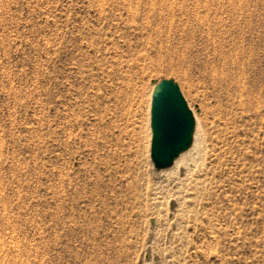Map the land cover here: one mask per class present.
<instances>
[{"label": "rangeland", "instance_id": "1", "mask_svg": "<svg viewBox=\"0 0 264 264\" xmlns=\"http://www.w3.org/2000/svg\"><path fill=\"white\" fill-rule=\"evenodd\" d=\"M235 3L0 0V264H264V175L245 183L258 214L221 232L157 222L173 205L165 192L151 196L160 190L144 175L176 172L151 160L153 81L179 85L208 153L217 136L180 75L200 87L199 69L168 72L158 60L171 52L153 37L198 28L203 15L230 20L234 7L264 23V0ZM194 158L184 162L194 168Z\"/></svg>", "mask_w": 264, "mask_h": 264}, {"label": "bare ground", "instance_id": "2", "mask_svg": "<svg viewBox=\"0 0 264 264\" xmlns=\"http://www.w3.org/2000/svg\"><path fill=\"white\" fill-rule=\"evenodd\" d=\"M230 1L236 4V0ZM231 11L234 18L230 20L228 17L205 20L203 15L198 28L196 25L193 30L191 27L185 30V26L180 30L171 28L160 31L152 39L159 53L163 49L167 54L171 52L158 60L167 61L168 72L181 73L180 65L185 63L199 69L200 87L191 80L190 72L182 69L184 73L180 75L192 99L200 101L202 108L210 112L213 121L210 119L209 123L217 128L210 154L205 142L199 139L202 121L194 113V142L175 161V174H144L154 185V191L160 190L157 194L151 192V196L157 198L158 193L165 192L173 205V209L156 221L162 220L164 226L177 230L202 224L220 232L228 231L235 229L236 220H244L250 213L258 214L257 206L250 205L243 197L246 181L264 175V42L262 31L259 32L263 22L235 7ZM209 22L215 24L213 29L209 27L212 30L201 28ZM187 156L195 157L194 168L184 162ZM183 162L184 169L179 170ZM136 173L130 170L124 177L133 181ZM260 215H264V208Z\"/></svg>", "mask_w": 264, "mask_h": 264}, {"label": "water", "instance_id": "3", "mask_svg": "<svg viewBox=\"0 0 264 264\" xmlns=\"http://www.w3.org/2000/svg\"><path fill=\"white\" fill-rule=\"evenodd\" d=\"M151 97V160L156 170L170 168L191 148L196 131L193 110L174 79L153 81Z\"/></svg>", "mask_w": 264, "mask_h": 264}]
</instances>
